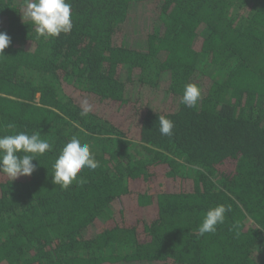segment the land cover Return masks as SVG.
Masks as SVG:
<instances>
[{"label": "trees", "instance_id": "1", "mask_svg": "<svg viewBox=\"0 0 264 264\" xmlns=\"http://www.w3.org/2000/svg\"><path fill=\"white\" fill-rule=\"evenodd\" d=\"M27 2L0 0V136L53 147L31 175L0 173V264H264V0H67L73 28L48 40ZM73 137L100 166L63 190L52 165Z\"/></svg>", "mask_w": 264, "mask_h": 264}, {"label": "clouds", "instance_id": "2", "mask_svg": "<svg viewBox=\"0 0 264 264\" xmlns=\"http://www.w3.org/2000/svg\"><path fill=\"white\" fill-rule=\"evenodd\" d=\"M24 15L34 24L38 39L56 38L62 33H70L73 28L71 4L67 0H28ZM10 43L11 37L6 32L0 31V56L4 55V50ZM201 98L202 92L198 85L188 83L184 86L180 103L194 109ZM91 111L92 105L84 99L81 102V117L88 116ZM158 120L161 135L171 137L174 122L164 115H160ZM7 127L15 126L9 124ZM52 147L49 141L41 139L39 133L18 132L2 135L0 136V173L6 175L11 182L20 176L31 175L36 169L33 159L51 151ZM99 166L100 163L90 150V145L82 144L79 138L73 137L63 146L52 165V182L63 190H67L74 181L83 185L86 180L78 179V173L84 168L95 170ZM230 211L231 206L226 207L223 204L208 209L198 227V235L215 233L217 226L224 223L226 212Z\"/></svg>", "mask_w": 264, "mask_h": 264}]
</instances>
